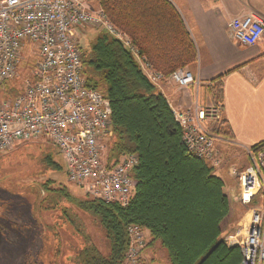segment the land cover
<instances>
[{"label":"built area","instance_id":"built-area-1","mask_svg":"<svg viewBox=\"0 0 264 264\" xmlns=\"http://www.w3.org/2000/svg\"><path fill=\"white\" fill-rule=\"evenodd\" d=\"M102 0H0V154L16 143L45 139L62 153L69 183L92 198L127 205L135 192L133 171L139 157L124 154L109 159L113 138L111 101L88 85L83 74L79 32L86 26L120 41L149 82L162 94L182 130L183 143L193 156L218 170L224 163L211 127L220 122L223 102L201 104L202 85L189 68L169 76L158 72L133 45L131 38L111 23ZM230 37L243 46L257 45L264 36V18L255 14L233 18ZM34 58L21 78L24 54ZM21 80V81H20ZM166 88L194 90L176 103ZM11 91H16L12 96ZM249 164L231 169L238 178L243 204L251 206L248 219L225 238L241 252L239 264H264V145L245 147ZM129 244L123 264H142L147 232L137 225L127 229Z\"/></svg>","mask_w":264,"mask_h":264},{"label":"trees","instance_id":"trees-1","mask_svg":"<svg viewBox=\"0 0 264 264\" xmlns=\"http://www.w3.org/2000/svg\"><path fill=\"white\" fill-rule=\"evenodd\" d=\"M102 1L109 20L131 38L158 72L169 76L196 63L195 43L169 0ZM82 65L88 85L111 101L109 159L118 161L124 154H134L139 165L132 173L134 195L125 206L90 197L78 199L66 187L43 185L47 197L41 199L42 206L57 210L63 201L70 202L94 216L104 231L107 253L100 251L77 216L61 209L67 217H62V222L81 239L72 263L123 264L129 244L127 229L137 225L150 234L147 249L161 242L169 264H239L240 249L225 242L224 225L231 214V202L224 192V180L208 161L187 151L166 98L149 82L130 52L120 41L99 32L89 52L82 51ZM11 93L16 95V91ZM208 93L213 102H223L220 81L208 88ZM211 130L220 137L234 138L224 118ZM45 161L53 170L61 169L51 155Z\"/></svg>","mask_w":264,"mask_h":264},{"label":"rangeland","instance_id":"rangeland-1","mask_svg":"<svg viewBox=\"0 0 264 264\" xmlns=\"http://www.w3.org/2000/svg\"><path fill=\"white\" fill-rule=\"evenodd\" d=\"M101 7L104 10L102 3ZM99 32L104 33L94 26H86L79 32L82 51L89 52L90 43ZM33 61L34 58L26 52L20 68L22 79L27 77ZM195 94L197 96V93L192 96ZM199 100L201 104L208 103L204 92H199ZM48 155L61 169L53 170L47 165L45 159ZM233 167L229 165V168ZM67 173L62 153L45 139L18 142L0 154V264H73L72 257L79 251L81 239L62 222L67 217L61 209L69 210L71 217L77 216L100 251L107 253L104 231L94 216L67 201H63L57 210L41 205V199L47 197L43 186L46 183L51 188L66 187L78 199L92 198L81 187L69 183ZM224 192L231 202V214L224 225L228 235L248 219L251 206L242 202L237 177L231 175L225 180ZM143 259L145 264H169L168 253L159 241L145 249Z\"/></svg>","mask_w":264,"mask_h":264},{"label":"crops","instance_id":"crops-1","mask_svg":"<svg viewBox=\"0 0 264 264\" xmlns=\"http://www.w3.org/2000/svg\"><path fill=\"white\" fill-rule=\"evenodd\" d=\"M169 1L181 15L197 49V61L189 69L202 85L223 84L222 118L234 136L217 143L227 168L223 165L216 175L225 182L231 178V169L240 170L249 164L244 148L264 143V36L257 45L243 46L230 37L228 24L235 17L250 14L264 18V0ZM165 92L176 103L194 95L192 89L166 88ZM201 92L206 99L210 97L206 89ZM146 232L149 243L151 237Z\"/></svg>","mask_w":264,"mask_h":264}]
</instances>
